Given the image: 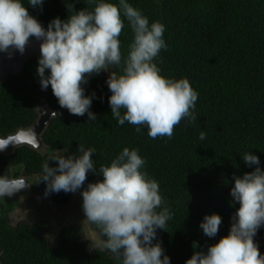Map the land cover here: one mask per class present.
Segmentation results:
<instances>
[{"label":"trees","instance_id":"16d2710c","mask_svg":"<svg viewBox=\"0 0 264 264\" xmlns=\"http://www.w3.org/2000/svg\"><path fill=\"white\" fill-rule=\"evenodd\" d=\"M128 2L141 10L150 24L159 21L165 25L168 47L161 50L155 62L161 75L187 78L198 92L194 109L197 119L191 123L182 119L171 139H152L144 126L137 132L128 122L118 125L111 115V92L106 84L111 70L120 74V69L113 66L91 76L83 85L86 95L95 94L90 111L97 119L88 121L87 113L76 116L61 108L51 86L41 90L37 74L40 56H35L20 73L0 81V138L30 128L43 107L56 116L42 134L41 149L23 145L0 154V176L9 178L15 172L13 177H19L23 172L34 179L33 188L46 194V184L36 183V178L44 161L56 151L65 156L78 155V144L94 147L92 158L98 170L100 165H109L123 148L138 149L146 160L144 170L158 181L172 212L164 230H157V240L171 264H185L195 251L206 252L228 235L231 217L239 208L238 203H231L233 177H242L256 167L246 165L243 155L250 151L258 156L264 169V0ZM24 6L45 28L54 18L66 20L73 11L94 7L88 0H44L42 9L24 0ZM124 24L119 39L122 55L126 56L133 32L126 20ZM201 131L206 134L205 140L199 139ZM57 163L49 161L51 167ZM102 179L89 172L81 192L89 183ZM47 195L60 208L70 206V193ZM16 206L12 200L0 202L2 264H119L107 252L90 250L86 228L65 217L52 218L49 226L36 212L19 226L12 225L10 212ZM213 213L222 217V223L216 237L209 238L199 224L205 215ZM89 228L97 235L99 230L94 225ZM254 242L264 255V227L258 230Z\"/></svg>","mask_w":264,"mask_h":264},{"label":"clouds","instance_id":"9594fccd","mask_svg":"<svg viewBox=\"0 0 264 264\" xmlns=\"http://www.w3.org/2000/svg\"><path fill=\"white\" fill-rule=\"evenodd\" d=\"M43 2L27 0L33 8L42 9ZM88 3L94 5L91 10L86 7L73 11L66 20L54 18L45 28L29 14L24 0H0V54L11 58L15 52H25L30 38L39 42L37 74L41 90L51 86L61 108L76 116L87 113L88 121L97 119L90 111L95 94L86 95L83 85L91 76L115 66L120 74L111 70L106 84L111 92V115L118 125L128 122L136 126L137 132L144 126L152 139H171L182 119L194 122L198 92L187 78L161 75L155 62L161 50L168 47L165 25L159 21L150 24L148 17L128 0ZM125 20L133 32L126 56L122 55L119 39ZM199 139H206L204 131ZM10 142L38 146L33 130H20L14 141L0 139V151ZM77 153L65 156L56 151L42 164L36 183L46 184V194L76 193L89 172L103 177L80 193L85 220L99 230L96 238L90 239V250L107 252L119 264H171L157 240V230H164L172 212L158 181L144 170L146 160L139 150L125 147L109 165H100L98 170L92 158L94 147L78 144ZM50 160L57 161V165L51 167ZM242 160L256 167L242 177H233L231 203H238L239 208L231 217L228 235L206 252L195 251L185 264H264V255L254 242L258 230L264 227V169L258 156L250 151ZM25 181L0 176V198L13 196L25 187ZM221 223L222 217L213 213L205 215L199 227L205 236L214 238Z\"/></svg>","mask_w":264,"mask_h":264},{"label":"water","instance_id":"95a60500","mask_svg":"<svg viewBox=\"0 0 264 264\" xmlns=\"http://www.w3.org/2000/svg\"><path fill=\"white\" fill-rule=\"evenodd\" d=\"M30 40L31 43L26 47V50L23 54H20L19 52H15L11 58H9L7 54H0V81L5 80L7 76L10 74L20 73L29 59H32L35 56H40L39 42L35 41L33 38H30ZM55 116L56 113L54 111H52L48 107H43L39 111V116L37 121L30 128L24 129V130H33L35 132L36 141L38 144L37 147H33L32 145H29L27 143L15 144V142H10L4 150L0 151V153L7 154L23 145L31 147L34 150L41 149L43 147L42 134L46 130L48 124ZM14 136L15 134L0 139H9L14 141ZM27 189H28V183L27 181H25V187L15 192V194L11 197L20 195L26 192Z\"/></svg>","mask_w":264,"mask_h":264},{"label":"flooded vegetation","instance_id":"af4514ba","mask_svg":"<svg viewBox=\"0 0 264 264\" xmlns=\"http://www.w3.org/2000/svg\"><path fill=\"white\" fill-rule=\"evenodd\" d=\"M0 154H3V153H0ZM14 173H12L13 176H14ZM13 176H10L9 179L14 178V179H22V180L27 181L28 189L26 192H24L22 194L26 195L28 198H27L26 202L23 203V205H20V201L18 199H16L15 196L14 197H5V199L0 198V202H3L5 200H12L13 202L17 203L16 208L10 212V223L12 225L19 226L21 223H23V221H25L29 218V217L23 218L22 214H17V216H14V213L16 210H20L21 212H24V206L26 208V211L29 210V207L32 209V211L30 212L31 215H33L36 212H41L42 209H47L46 207L51 206V208H54V210L53 209L51 210L53 212V216L50 218V221L52 220V218H54V217L56 218L57 216L61 215L62 213L64 214L63 207L60 208L58 205L54 204L49 195L45 194L44 192H40L38 189L33 188V184H34L33 178L26 176L25 174H23V172L17 178L13 177ZM50 204H53V206ZM64 208H66V207H64ZM45 222L47 225H49V226L51 225L50 222H48V221H45ZM1 256H2V251L0 250V264H2Z\"/></svg>","mask_w":264,"mask_h":264},{"label":"rangeland","instance_id":"374dc122","mask_svg":"<svg viewBox=\"0 0 264 264\" xmlns=\"http://www.w3.org/2000/svg\"><path fill=\"white\" fill-rule=\"evenodd\" d=\"M81 189L79 191H77L76 193H70L71 194V202H70V206H67L66 208H63V212L61 215H59V217H65L67 219L70 220V223H75L77 225L82 224L86 230H85V235H86V239L89 240L90 243L91 240L90 239H95L96 238V234L93 231H90L91 229L89 228L90 225L87 224V220L86 217H84V213L82 210V204L81 203ZM16 199H18L20 201V205H23V203L26 202L27 200V196L24 194H20V195H16L15 196ZM53 206V204H50ZM47 209H42V211L40 212V219L45 220V221H49L50 222V218L53 216V212L51 211L52 209L54 210V208H51V206L46 207ZM32 209L29 207V210L26 211V208L24 206V212H21L20 210H16L14 213V216H17V214H22V217H29L31 215ZM90 231V232H89Z\"/></svg>","mask_w":264,"mask_h":264},{"label":"bare ground","instance_id":"6f19581e","mask_svg":"<svg viewBox=\"0 0 264 264\" xmlns=\"http://www.w3.org/2000/svg\"><path fill=\"white\" fill-rule=\"evenodd\" d=\"M14 173V172H13ZM17 178V177H16ZM14 179V178H13ZM5 199V198H4Z\"/></svg>","mask_w":264,"mask_h":264}]
</instances>
